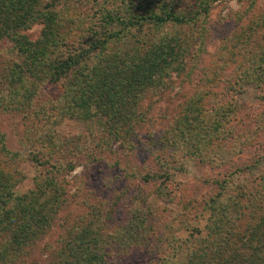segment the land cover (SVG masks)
Wrapping results in <instances>:
<instances>
[{
	"label": "trees",
	"instance_id": "1",
	"mask_svg": "<svg viewBox=\"0 0 264 264\" xmlns=\"http://www.w3.org/2000/svg\"><path fill=\"white\" fill-rule=\"evenodd\" d=\"M181 1L79 0L94 10L82 12L74 0H0V40L11 42L20 59L2 70L0 111L31 115L52 125L55 111L57 117L93 123L111 139L131 145L133 129L146 119L139 107L142 97L149 89L165 85L162 77L168 69L183 72V62L178 60L183 53L189 57L193 53L191 38L172 28L194 23L200 13L187 18ZM211 1L217 0H201L199 9L207 14ZM37 23L42 30L32 41L23 32ZM168 28L169 37L165 36ZM140 38L145 43L138 42ZM258 61L245 79L264 86V49ZM51 85L62 90L55 106L31 112L39 90ZM197 103L186 105L182 117L164 134V141L171 140L176 149L187 145V139L197 140L198 128L209 131ZM220 125L217 121L210 131L218 132ZM44 134V162L34 154L30 160L49 169L35 176L33 188L22 194L16 191L25 180L18 166L21 154L8 148L0 132V264H23L55 229L59 211L67 204L58 174L64 169L72 172L77 164L68 158L55 159L58 140L52 129ZM198 151L193 149L189 155L195 157ZM226 183L203 205L209 211L204 231L185 226L190 231L187 239L162 238L170 252H162L161 241L150 239L158 231L153 228L158 218L151 209L129 212L119 232L103 235L100 228L114 221L116 211L113 205H90L72 223L59 222L55 242L41 248L42 264H126L134 248L153 254L155 264H176L180 258L181 264H264V207L258 214L242 207L243 187H236L238 194L223 201Z\"/></svg>",
	"mask_w": 264,
	"mask_h": 264
},
{
	"label": "rangeland",
	"instance_id": "2",
	"mask_svg": "<svg viewBox=\"0 0 264 264\" xmlns=\"http://www.w3.org/2000/svg\"><path fill=\"white\" fill-rule=\"evenodd\" d=\"M78 1L74 0L75 6L82 12L94 11L91 5L88 8ZM200 1H181L187 18L200 13L194 23L172 28L191 38L193 53L190 57L183 53L178 60L183 62V72L168 69L162 77L165 85L149 89L142 97L139 107L146 119L133 129L131 145L127 140L111 139L93 123L57 117L55 111L53 125L31 115L0 111V132L5 134L8 148L21 154L18 166L25 180L17 187L18 193L31 190L35 176L49 169L30 160L31 154L40 162L47 156L44 131L52 129L58 140L54 158H68L77 164L70 173L65 169L59 172L67 204L59 211L55 229L40 240L23 264H42L41 248L55 242L61 230L59 222L72 223L86 214L90 205H113L116 211L114 221L100 228L103 235L119 232L118 226L126 222L129 212L151 209L158 218L153 226L158 231L150 239L161 241L162 252L170 249L162 238L187 239L190 231L185 226L203 230L209 216L203 205L220 192L224 181L227 188L223 193L227 195H221L223 201L238 194L236 187H243L242 207L260 213L264 207V86L246 80L245 74L256 67L254 62H259L264 49V0L211 1L207 14L199 9ZM169 29L165 36L169 37ZM41 30L37 23L23 34L34 41ZM137 41L145 43L141 38ZM14 62L20 59L12 43L0 40V78L2 70ZM188 71L189 76L185 75ZM61 91L52 85L39 90L30 104L31 112L55 106ZM196 103L209 131L198 128L194 131L197 140L187 139V145L179 144L176 149L171 140L164 141V134L182 117L186 105ZM217 121L220 133L210 131ZM193 149L198 151L195 157L189 155ZM153 258L149 251L134 248L125 262L155 264Z\"/></svg>",
	"mask_w": 264,
	"mask_h": 264
}]
</instances>
